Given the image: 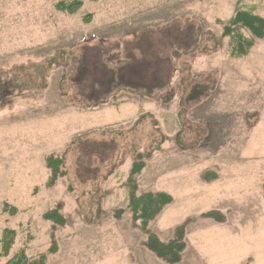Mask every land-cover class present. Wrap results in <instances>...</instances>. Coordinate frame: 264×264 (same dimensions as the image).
Segmentation results:
<instances>
[{"label": "rangeland", "instance_id": "obj_1", "mask_svg": "<svg viewBox=\"0 0 264 264\" xmlns=\"http://www.w3.org/2000/svg\"><path fill=\"white\" fill-rule=\"evenodd\" d=\"M72 1L0 0V264H165L127 208L138 162L137 195L171 198L147 231L185 227L179 264H264V37L234 59L222 36L237 10L264 20V0L56 7ZM140 86L153 98L118 92Z\"/></svg>", "mask_w": 264, "mask_h": 264}, {"label": "trees", "instance_id": "obj_2", "mask_svg": "<svg viewBox=\"0 0 264 264\" xmlns=\"http://www.w3.org/2000/svg\"><path fill=\"white\" fill-rule=\"evenodd\" d=\"M96 1V0H91ZM82 6V3L74 0L70 3L60 2L57 4V9L68 14H75ZM86 20L88 18H85ZM222 36L228 38L230 47V56L234 59H241L248 55L249 49L252 46L253 39H262L264 37V20L258 15L253 14L250 11L237 10L235 15L224 25ZM96 87L97 85L94 84ZM100 86V85H98ZM92 87V86H91ZM93 87V88H94ZM155 90V88H151ZM149 89H143L142 86L136 87V89L122 88L118 92L135 95L142 93L141 95L147 99L153 98L148 93ZM86 95L81 97V100L87 108H98L101 105L107 103L104 101H93V98L88 99ZM88 99V100H86ZM167 102V101H164ZM59 162L53 159L47 160V167L53 171L50 179V183L55 181L57 174V166ZM144 167L143 163H134L130 170L128 178L129 192H128V205L127 208L131 213V219L134 224L139 223L140 230L146 234V239L143 246L146 251L152 254L156 259L164 262L165 264H179L182 261L183 253L186 249L185 240V227L178 226L174 229L172 238L167 241H161L156 234L147 231L149 223L155 219V217L163 210V208L171 203L170 196L162 193L156 195L145 193L137 195V186L132 177L138 174ZM214 174L205 173L202 178L205 181H210L214 178ZM7 208V205L4 204ZM11 213H15V209L11 210ZM14 211V212H13ZM202 217L209 219L215 223H223L224 218L218 211H209L202 215ZM47 220L54 221L56 224L61 225L62 219L56 214V212H48L44 215ZM15 231L6 228L0 238V259L6 258L9 255L11 247L14 243ZM54 252V246L50 249ZM44 256H40L37 260L32 261L30 264H44ZM4 264H28L27 257L23 250H20L13 257L9 258Z\"/></svg>", "mask_w": 264, "mask_h": 264}]
</instances>
